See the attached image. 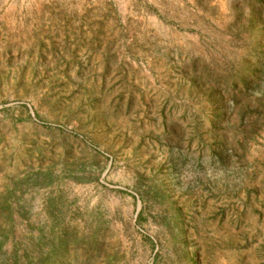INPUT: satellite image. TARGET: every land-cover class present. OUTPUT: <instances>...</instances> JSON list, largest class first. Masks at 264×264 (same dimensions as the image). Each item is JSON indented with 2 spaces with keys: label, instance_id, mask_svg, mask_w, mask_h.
Listing matches in <instances>:
<instances>
[{
  "label": "rangeland",
  "instance_id": "374dc122",
  "mask_svg": "<svg viewBox=\"0 0 264 264\" xmlns=\"http://www.w3.org/2000/svg\"><path fill=\"white\" fill-rule=\"evenodd\" d=\"M0 101V264H264V0H0Z\"/></svg>",
  "mask_w": 264,
  "mask_h": 264
},
{
  "label": "bare ground",
  "instance_id": "6f19581e",
  "mask_svg": "<svg viewBox=\"0 0 264 264\" xmlns=\"http://www.w3.org/2000/svg\"><path fill=\"white\" fill-rule=\"evenodd\" d=\"M9 111H10V106L8 104H2L0 101V117L3 115L6 121H12L11 120L12 118L9 116Z\"/></svg>",
  "mask_w": 264,
  "mask_h": 264
}]
</instances>
